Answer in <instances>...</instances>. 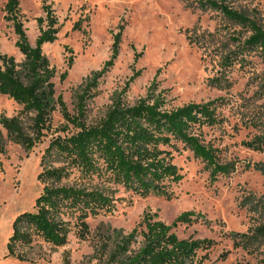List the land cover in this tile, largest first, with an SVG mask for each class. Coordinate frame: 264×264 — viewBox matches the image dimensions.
Masks as SVG:
<instances>
[{"label": "rangeland", "instance_id": "1", "mask_svg": "<svg viewBox=\"0 0 264 264\" xmlns=\"http://www.w3.org/2000/svg\"><path fill=\"white\" fill-rule=\"evenodd\" d=\"M200 1L205 0L20 1L32 45L40 34L37 19L44 17L43 6L50 5L58 18V39L44 45L43 53L56 71L57 96L62 97L70 113H76L81 85L103 69L112 56L115 36L121 32L118 59L89 100L87 124L103 119L124 90L129 105L150 95H162L168 109L222 99L220 123L195 132L205 144L219 150L220 163H234L236 170L212 180L205 164L179 144L174 163L184 178L174 186L173 200L141 198L117 186L120 200L111 212L89 219L86 240L71 235L69 243L60 248L36 241L18 249L21 260L8 256L12 225L20 214L34 211L43 188L38 180L41 157L53 138L66 135L62 131L65 121L58 108L52 116V130L32 151L8 142L0 125L6 149L0 156V264H103L100 249L104 242L112 245L146 214H157L160 220L172 224L185 212L203 215L208 222L178 227L175 231L181 239L216 241L212 259L226 257L217 264H257L260 256L235 248L228 234H249L262 222L259 216L241 208V203L248 196L264 199V176L245 168L248 163L264 162V151L243 145L264 135V52L243 50L241 43L250 35L247 28L219 12L202 10ZM217 1L257 21L264 29V0ZM7 2L0 0V52L21 64L24 56L16 48L17 35L6 20ZM78 24L81 29L75 30ZM233 52V64L222 65ZM22 109L0 95V116L11 118Z\"/></svg>", "mask_w": 264, "mask_h": 264}, {"label": "trees", "instance_id": "2", "mask_svg": "<svg viewBox=\"0 0 264 264\" xmlns=\"http://www.w3.org/2000/svg\"><path fill=\"white\" fill-rule=\"evenodd\" d=\"M20 1L8 0L5 13L17 35L16 48L24 61L19 64L14 57L0 52V95L23 109L11 118L0 116V125L8 142L32 151L52 130V116L59 108L66 135L53 138L41 157L38 180L42 192L35 201L34 211L22 213L14 220L7 243L8 256L23 260L17 254L18 249L30 247L36 241L60 248L69 243L71 235L86 240L90 235L89 219L111 212L120 200L117 186L141 198L173 200V188L184 178L174 163L179 144L205 164L212 180L236 170L234 163H220L219 150L205 144L195 132L220 123L222 99L168 109L162 95H150L129 105L124 100L127 92L124 90L103 119L94 125L87 124L89 100L100 79L118 59L121 32L115 36L112 56L103 69L81 85L76 113H70L62 97L57 96L56 71L43 53L44 45L58 39V18L50 5L43 6L44 17L37 19L40 34L32 45L24 27ZM199 4L202 10L219 12L247 28L250 35L241 43L243 50L264 52V29L257 21L222 1L205 0ZM80 29L79 24L75 26V30ZM234 54L225 57L222 65H232ZM243 145L253 151H264V135ZM5 152L0 135V156ZM245 168L264 176V162L248 163ZM241 208L259 216L262 222L249 234L230 233L228 237L235 248L249 255L257 253L260 256L257 264H264V199L245 197ZM202 222L208 221L195 212L181 214L172 224L163 222L157 214H146L130 233L120 235L112 245L110 241L104 242L100 249L101 258H105L103 264H217L226 260L225 256L212 259L216 241L181 239L175 231L180 226Z\"/></svg>", "mask_w": 264, "mask_h": 264}]
</instances>
